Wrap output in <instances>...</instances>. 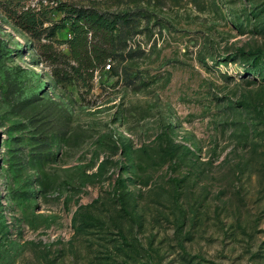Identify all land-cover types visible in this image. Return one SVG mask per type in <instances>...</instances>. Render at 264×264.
Masks as SVG:
<instances>
[{"label":"rangeland","instance_id":"1","mask_svg":"<svg viewBox=\"0 0 264 264\" xmlns=\"http://www.w3.org/2000/svg\"><path fill=\"white\" fill-rule=\"evenodd\" d=\"M0 264H264V0H0Z\"/></svg>","mask_w":264,"mask_h":264},{"label":"trees","instance_id":"2","mask_svg":"<svg viewBox=\"0 0 264 264\" xmlns=\"http://www.w3.org/2000/svg\"><path fill=\"white\" fill-rule=\"evenodd\" d=\"M65 12L64 20L70 22L72 32L69 47L73 63L68 64L74 74L82 76V71L93 70L97 62H105L109 58L108 47L105 45L114 42L121 31L120 19L117 16L111 18L94 9L66 7ZM18 19L29 30L38 29L36 14L25 11ZM111 67L109 63L108 68Z\"/></svg>","mask_w":264,"mask_h":264}]
</instances>
